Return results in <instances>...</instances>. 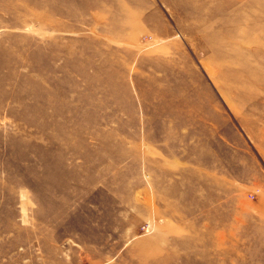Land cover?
<instances>
[{"label": "rangeland", "instance_id": "374dc122", "mask_svg": "<svg viewBox=\"0 0 264 264\" xmlns=\"http://www.w3.org/2000/svg\"><path fill=\"white\" fill-rule=\"evenodd\" d=\"M0 264H264V0H0Z\"/></svg>", "mask_w": 264, "mask_h": 264}]
</instances>
